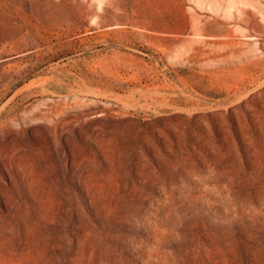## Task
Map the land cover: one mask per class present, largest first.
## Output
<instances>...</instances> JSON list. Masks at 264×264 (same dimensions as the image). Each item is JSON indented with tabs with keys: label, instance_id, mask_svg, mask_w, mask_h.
Wrapping results in <instances>:
<instances>
[{
	"label": "rangeland",
	"instance_id": "rangeland-1",
	"mask_svg": "<svg viewBox=\"0 0 264 264\" xmlns=\"http://www.w3.org/2000/svg\"><path fill=\"white\" fill-rule=\"evenodd\" d=\"M0 264H264V0H0Z\"/></svg>",
	"mask_w": 264,
	"mask_h": 264
}]
</instances>
